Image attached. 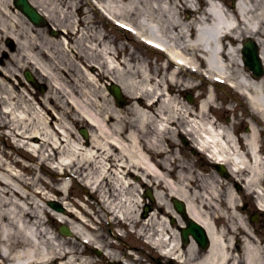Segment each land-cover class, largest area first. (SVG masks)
<instances>
[{
    "label": "bare ground",
    "instance_id": "bare-ground-1",
    "mask_svg": "<svg viewBox=\"0 0 264 264\" xmlns=\"http://www.w3.org/2000/svg\"><path fill=\"white\" fill-rule=\"evenodd\" d=\"M31 1L50 21H71L55 22L62 32L60 40L50 33L42 40L38 28L13 13L14 9L20 11L13 0H0V53L5 52L8 58L3 61L0 57V145L14 146L10 154L0 146V264H106L105 259L82 249L84 239L102 250L114 243L100 240L98 229L85 231L89 210L81 204L84 198L76 195V199L69 190V177L74 186L78 184L96 198L98 205H88L87 200L86 204L99 218L138 227L135 234L168 235L166 246L177 251L186 264L224 263L228 247L213 220L219 181L198 165L189 168L166 143L175 144L173 128L186 125V119L193 116L190 127L197 137L205 136L202 141L213 158L230 165L233 174L244 177L246 187L259 190L264 199V75L256 76L240 62L244 60L241 43L252 39L260 47L264 65V0H249L234 11H182L178 10L181 0H86L84 11L83 0H50L47 7L43 5L46 0ZM98 6L111 18L132 26L140 38L156 41L168 51L170 62L173 58L197 66L203 53L210 77L219 76L248 95L255 112L249 132L233 134L227 124L213 120L212 110L220 108L218 92L210 94L202 105L183 103L181 91L200 84L193 81L195 76H182L178 65L169 71L162 67L161 73L152 75L143 62L132 63L134 52L123 57L113 41L92 26L96 13L106 20ZM74 8H79L83 17L77 20L71 14ZM168 21L173 27L164 24ZM79 24L85 27L81 29ZM229 35L232 44L226 46ZM5 39L14 42L3 45ZM24 69L48 82L45 94L27 80ZM197 73H201L198 68ZM107 81L120 84L130 97L128 106L112 103L114 95L109 88L103 89ZM79 122L88 123L89 138H76L72 125ZM19 154L33 163H25ZM29 170L31 177L25 173ZM50 174L54 175L51 180L47 179ZM148 179L156 182L157 190L155 210L145 218L138 216L142 202L138 193L143 180ZM59 195L78 211L65 206V212H60L46 204ZM169 198L184 200L189 215L211 235L209 250L197 259H190L197 250L195 242L184 249L168 222L171 215L180 217L173 213ZM237 202L231 191L227 206L235 207ZM44 214L64 221L71 218L75 239H64L48 225ZM240 225L251 238L247 223L241 220ZM246 247L248 264H257L263 256L261 246L248 242ZM107 255L113 264L121 262L116 252L107 251Z\"/></svg>",
    "mask_w": 264,
    "mask_h": 264
},
{
    "label": "rangeland",
    "instance_id": "rangeland-1",
    "mask_svg": "<svg viewBox=\"0 0 264 264\" xmlns=\"http://www.w3.org/2000/svg\"><path fill=\"white\" fill-rule=\"evenodd\" d=\"M148 1H152V0H148ZM228 2H230V0H227ZM49 2H50V0H46L44 3H43V5L45 6V7H47V4H49ZM40 3H42V2H40ZM145 6H147V5H145ZM186 6V5H185ZM86 8H84V9H82L83 11L85 10ZM14 14H16V16L23 22V21H25L26 23L28 22V20L24 17V16H22V15H20L17 11H15L14 10ZM73 16H76L77 17V12L74 10V12L73 13H71ZM83 16V15H82ZM57 18V17H56ZM126 18L128 19V18H132V19H134L135 18V16H126ZM126 18H124V19H126ZM97 22H96V24H93L92 26L95 28V27H98L101 31H103V33H105L107 36H109V37H111L110 38V40L112 39L113 41H120L121 43H124V44H127V45H124L123 46V48L124 47H127V51L129 50L130 52L131 51H133L132 50V48H130L131 46H132V42H133V44H134V48H135V57L133 58V61H132V63L134 62V63H138V62H142V61H145V63L147 62V59H149L148 57H151V58H153L154 60H156V56H155V52H153L152 51V48H150V47H148V46H146V45H144L143 43H141L137 38H135L134 37V35H132V33H129V32H126V31H124V30H121V29H118V28H116L112 23L111 24H107L106 22H103L102 21V18L100 17V16H97ZM57 20H58V22H60V20H64V22H65V24H67V23H70V19L69 18H66V19H60L59 20V18H57L54 22H50V26H48L47 28L45 27V28H38L39 30V32L41 33V37H42V40H44V38H43V36H44V34H45V31H47V32H51V28L52 27H54L55 29H56V26L54 25L55 24V22L57 23ZM53 32V31H52ZM51 32V33H52ZM55 39H57V40H60L61 38H62V36L60 37L59 35H54V32L51 34ZM121 39V40H120ZM7 40V39H6ZM6 40L4 41V45H5V43H6ZM111 40V41H112ZM132 42H131V41ZM10 41V40H9ZM11 42H12V40H11ZM125 51H126V49H125ZM127 53V52H126ZM73 54V53H72ZM2 55H4V52L2 53H0V56L1 57H3ZM127 55H125V57H126ZM159 58V57H158ZM4 60H6L7 61V57H5V58H3ZM133 63V64H134ZM156 66V65H155ZM22 74L24 75V73L22 72ZM37 76H39V75H37ZM40 78V77H39ZM42 80V81H41ZM40 81H41V83H47L44 79H40ZM198 82H199V80H197ZM201 82V81H200ZM204 83V82H203ZM47 87L45 88V90H42V89H39V93H41V94H45V92L47 91ZM103 89H105V87H103ZM209 90H211V88H210V86H208V84H206L205 83V86L204 87H202V89L200 90V91H198V92H196V93H207V95H208V93H209ZM219 90V89H218ZM221 90V89H220ZM219 90V91H220ZM222 91V90H221ZM192 94H194L195 92L194 91H190ZM233 92H231L230 91V94H232ZM220 94L222 95V92H220ZM226 95V94H225ZM223 97V96H222ZM223 99L224 100H229V98H228V96H224L223 97ZM108 103V106H110L111 104L109 103V101L107 102ZM112 103H115V101H114V99H113V102ZM113 105V104H112ZM240 114H242V111H240L239 112ZM222 118H224V117H233V114L232 113H226V112H223L222 113ZM234 122V121H233ZM73 128H72V130L75 132V136H76V138H81V136H83V134H82V129L83 128H89V126H88V123L87 122H82V123H78V124H74L73 126H72ZM0 133L2 134L3 133V130H0ZM0 141H3L1 138H0ZM7 143H9V141L7 142ZM0 146H2L4 149H5V151H6V153L7 154H10V153H12V152H14V148H13V146L11 145V144H9V146H6V144H5V142H1V145ZM183 149H184V151L185 152H188L189 151V146H187V145H184L183 147H182ZM22 151V150H21ZM23 152V151H22ZM184 152V153H185ZM24 153V152H23ZM183 153V155L185 156V158H191V156H190V153L188 152V154L189 155H186V154H184ZM19 156V155H18ZM20 158H21V156H19ZM25 161V163H28V164H31V162L29 161V160H27V159H25L24 160ZM27 175H28V177H31L33 174L30 172V170L29 171H26L25 172ZM53 177V175H49L48 177H47V179H49V180H51V178ZM144 189L142 188V191H143ZM224 191V190H223ZM72 192H73V194H74V196H76V195H81V196H83V197H88V198H90L89 196H88V194H86V192H85V190H83L78 184H76L75 186H74V188L72 189ZM143 194V193H142ZM144 196V195H143ZM91 202H95V200L93 199ZM143 209V208H142ZM102 232H103V234L105 235V236H108L109 238H111L110 237V235H112V232H111V230H110V226L108 225V222L105 220L104 221V223H103V225H102ZM125 238V240L129 243V246H133V245H136L137 247H141V242H140V240L138 239V238H136V237H134V236H132V235H128V237L126 236V237H124ZM112 240H114L115 241V238H111ZM119 242V241H118ZM120 245H121V247L123 246V244H121L120 243ZM141 261V260H140ZM141 264H149V262H147V261H141Z\"/></svg>",
    "mask_w": 264,
    "mask_h": 264
},
{
    "label": "flooded vegetation",
    "instance_id": "flooded-vegetation-1",
    "mask_svg": "<svg viewBox=\"0 0 264 264\" xmlns=\"http://www.w3.org/2000/svg\"><path fill=\"white\" fill-rule=\"evenodd\" d=\"M254 233L258 234L259 236H262L264 234V231L258 230L255 231ZM261 246H264V242L262 243ZM231 261L235 262L236 264H246V259L244 255V242L242 239L237 240L235 237L233 238L232 247H231Z\"/></svg>",
    "mask_w": 264,
    "mask_h": 264
},
{
    "label": "water",
    "instance_id": "water-1",
    "mask_svg": "<svg viewBox=\"0 0 264 264\" xmlns=\"http://www.w3.org/2000/svg\"><path fill=\"white\" fill-rule=\"evenodd\" d=\"M19 4L22 6L25 13H27L36 23H39L41 20V15L37 12V10L28 2V0H19ZM254 68L258 71L259 63L255 65L253 63Z\"/></svg>",
    "mask_w": 264,
    "mask_h": 264
}]
</instances>
